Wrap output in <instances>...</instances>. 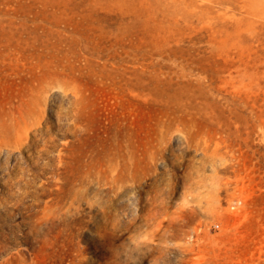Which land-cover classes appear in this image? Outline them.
Masks as SVG:
<instances>
[{
  "label": "rangeland",
  "instance_id": "obj_1",
  "mask_svg": "<svg viewBox=\"0 0 264 264\" xmlns=\"http://www.w3.org/2000/svg\"><path fill=\"white\" fill-rule=\"evenodd\" d=\"M0 264H264V0H0Z\"/></svg>",
  "mask_w": 264,
  "mask_h": 264
}]
</instances>
